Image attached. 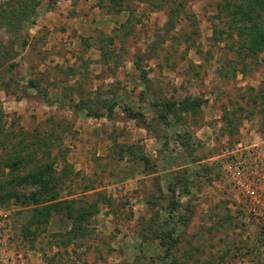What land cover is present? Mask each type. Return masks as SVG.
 Returning <instances> with one entry per match:
<instances>
[{
	"label": "rangeland",
	"instance_id": "obj_1",
	"mask_svg": "<svg viewBox=\"0 0 264 264\" xmlns=\"http://www.w3.org/2000/svg\"><path fill=\"white\" fill-rule=\"evenodd\" d=\"M221 2L22 0L0 27V264H264V53ZM41 163L85 238L63 245V206L30 224L12 180Z\"/></svg>",
	"mask_w": 264,
	"mask_h": 264
},
{
	"label": "trees",
	"instance_id": "obj_2",
	"mask_svg": "<svg viewBox=\"0 0 264 264\" xmlns=\"http://www.w3.org/2000/svg\"><path fill=\"white\" fill-rule=\"evenodd\" d=\"M54 1V0H52ZM219 4V10L222 15L229 17V23L232 26L238 28L241 34V48L244 51H248L254 55L259 52L264 53V0H221ZM22 0L17 1V7L10 8V4L0 5V27L7 26L8 21L18 18L17 16L27 15L28 12H34L33 8H24L22 6ZM54 3V2H53ZM20 8V9H19ZM109 112H112L113 107L108 108ZM131 118L141 116L139 113H129ZM162 120L167 123V116L163 115ZM24 150L27 148L17 147L12 152L13 164L11 167L16 168L25 159ZM51 167V164L41 163L38 167L29 170L24 176L15 175L13 182L17 186H33L35 190L30 193L32 202L35 205L43 207L42 210L38 208L33 210L32 221L30 224L39 223V214L46 217L49 213L54 211L57 214L62 213V206L65 210L64 216L68 221H71V227L68 231L61 234L66 240L63 245H68L72 240L85 238L86 235L83 232V223L87 220L89 212L82 208L80 210H74L73 201H57V194L54 190L53 181L49 180L47 173ZM2 187V186H1ZM4 188V187H3ZM13 195V193H9ZM18 197V194H15ZM40 201H43L41 203ZM46 204V205H45ZM45 205V206H44ZM176 203H172V209H176ZM43 212V214H42ZM45 214V215H44ZM47 222V218H44ZM173 232L169 231L166 233V237L171 238Z\"/></svg>",
	"mask_w": 264,
	"mask_h": 264
},
{
	"label": "built area",
	"instance_id": "obj_3",
	"mask_svg": "<svg viewBox=\"0 0 264 264\" xmlns=\"http://www.w3.org/2000/svg\"><path fill=\"white\" fill-rule=\"evenodd\" d=\"M239 147H241V145H239ZM254 147L255 146L248 147V149L253 151ZM239 167H242V165L240 163H238L237 168H239ZM250 195L256 202H258V203L262 202L264 204V175L261 176L260 189L258 190V192L256 194L251 193ZM258 215L261 216V214H258ZM263 215H264V212H263ZM0 216H1V214H0ZM3 217H6V214H4Z\"/></svg>",
	"mask_w": 264,
	"mask_h": 264
}]
</instances>
